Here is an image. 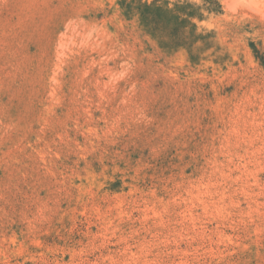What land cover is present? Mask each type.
<instances>
[{"label": "rangeland", "instance_id": "obj_1", "mask_svg": "<svg viewBox=\"0 0 264 264\" xmlns=\"http://www.w3.org/2000/svg\"><path fill=\"white\" fill-rule=\"evenodd\" d=\"M0 264H264V0H0Z\"/></svg>", "mask_w": 264, "mask_h": 264}]
</instances>
